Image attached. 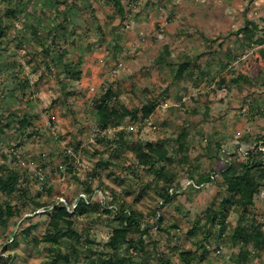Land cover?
I'll use <instances>...</instances> for the list:
<instances>
[{"label":"rangeland","instance_id":"374dc122","mask_svg":"<svg viewBox=\"0 0 264 264\" xmlns=\"http://www.w3.org/2000/svg\"><path fill=\"white\" fill-rule=\"evenodd\" d=\"M122 4L0 0V175L18 182L13 195L0 192V208L16 212L0 223V264H50L59 249L71 264H187L183 252L190 264H264V165L250 171L262 187L248 211L230 203L223 225L212 220L229 198L224 162L242 174L246 152L264 140V0ZM165 49L171 67L158 62ZM107 95L120 116L105 125L97 105ZM138 149L155 165L141 166ZM185 175L193 182L160 204ZM94 193L108 210L138 216L133 244L113 250L121 223L102 207L53 223L57 200ZM239 224L261 237L235 243Z\"/></svg>","mask_w":264,"mask_h":264},{"label":"trees","instance_id":"16d2710c","mask_svg":"<svg viewBox=\"0 0 264 264\" xmlns=\"http://www.w3.org/2000/svg\"><path fill=\"white\" fill-rule=\"evenodd\" d=\"M113 4L121 11L123 12L124 6L122 2L124 0H111ZM164 55L159 57L158 62L164 65L172 66V63L168 61L169 52L167 49H165ZM189 68V64H181L177 71L175 72V80L180 81L181 78H183L184 74ZM74 68L67 69V73L72 76L73 78L78 79L79 75L81 76V71L77 70L74 71ZM108 95L104 96V98H101L98 100L100 103L97 105L98 109V115L100 117V120L106 125L107 122H109L111 119L119 117L120 115L117 113L116 110L111 109L108 106ZM144 109V116L148 117L152 111L153 106L150 108H143ZM138 111L136 112V114ZM181 138L185 139V135H182ZM264 145V140H259L256 142V146L252 148L251 150L246 152V155L248 156V162L246 165H244V172L242 174H239L237 172V169H235L234 165L230 161H225L223 164V168L220 169L219 173L224 176V180L227 184V193L229 198H225L222 202L221 209L218 212L213 213L212 220L219 219L220 225L224 224L226 215L222 214L224 211L227 210V206L230 203H235L239 205L242 208V211L247 212L249 209V206L253 204L254 197L256 193L259 191V189L262 187L261 181L256 180L251 174L250 171L254 167H260L264 165V160L256 161L255 156L259 155L262 159H264V151L262 150L261 146ZM181 149L184 148V144L182 143L180 145ZM152 152L158 154L159 161L161 162H171V160L167 159L166 153L164 150L158 151L154 148L150 147ZM244 152V151H243ZM245 153V152H244ZM137 157L139 160V164L143 167H148L149 165L154 166L155 162H153V158L142 152L141 149L137 150ZM157 160V163H158ZM152 163V164H151ZM164 168L161 169L159 174H165ZM218 174V172L212 173L207 178V183L214 182L215 176ZM16 176L12 174V172L1 174L0 175V192L5 195H13L18 191V182L17 179H15ZM171 181V179H168ZM179 181H181L180 184H173L169 188L164 189L163 193L160 194L161 197V203H170V201L174 198L175 195H177L178 191L180 190V187L182 186L183 181L187 182H193V178H190L189 176L185 175L183 176ZM199 185H201L203 182H197ZM191 185V184H189ZM94 194H85V196H79L74 203H68L65 200H57L55 205L51 207L49 212L53 216V223H61L66 221L68 224L72 225V218L73 214H85L88 210L96 208H105V212L110 213L109 210H111L113 213V216H115L114 220H118L121 223V228H115L114 234L112 238L110 239V245L112 246L113 250L117 252L118 246L122 243H130L131 241L127 240V233L128 229L131 227H136L137 230L141 229L142 223L138 216L135 215V213H130L129 216H124L123 213H118L117 209L115 207H110L109 210L105 207L106 204H108L107 199L103 198L101 202L95 200ZM41 206L39 205V208ZM73 211V212H72ZM48 212V210L45 211V213ZM15 213L13 211V208L10 206H7L6 208H0V223H4V217H14ZM146 230H143V234H147ZM72 235H74V232H72ZM262 232L260 230L254 229L249 230L245 225L239 224L232 236V240L235 243H251V242H257V240L261 237ZM45 241L47 242H56V237H49ZM133 244V242H131ZM186 252H183V258L187 262V264H190V259H187ZM102 264H131L129 262V259H116V261L113 262H105L100 258ZM75 260V259H74ZM91 260L89 264L92 263ZM60 262H64L66 264H71L73 261V255L72 254H64L63 252L56 251L54 253L53 258L51 260L50 264H58Z\"/></svg>","mask_w":264,"mask_h":264},{"label":"built area","instance_id":"2783aa9c","mask_svg":"<svg viewBox=\"0 0 264 264\" xmlns=\"http://www.w3.org/2000/svg\"><path fill=\"white\" fill-rule=\"evenodd\" d=\"M63 201V200H62Z\"/></svg>","mask_w":264,"mask_h":264}]
</instances>
